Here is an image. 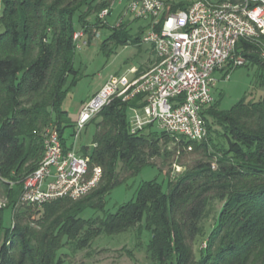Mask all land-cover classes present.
Masks as SVG:
<instances>
[{
  "label": "trees",
  "instance_id": "16d2710c",
  "mask_svg": "<svg viewBox=\"0 0 264 264\" xmlns=\"http://www.w3.org/2000/svg\"><path fill=\"white\" fill-rule=\"evenodd\" d=\"M115 1L0 0V191L8 200L0 209V264H64L59 252L67 242L86 249L102 235L142 225L150 233L153 264H264V96L227 111L214 103L203 114L208 136L199 143L177 142L155 125L131 134L129 115L145 106L143 96L116 99L89 123L96 129L93 147L81 152L90 158L89 174L102 169L99 186L78 200L60 199L42 209L17 207L25 179L44 156L46 128L54 126L64 151L70 150L65 133L73 123L63 104L82 77L75 67V32L83 30L90 44L97 30L111 31L101 44L106 54L118 45L142 44L148 26L132 36L133 22L111 25L124 7H115L107 24L99 20ZM193 3L166 1L167 14ZM260 54L261 47L243 40L236 49V56L258 67L264 84ZM143 72L140 68L137 75ZM155 160H170L184 172L172 181ZM148 166L164 174L168 192L156 181L145 182L135 200L115 214L79 217L87 208L104 212L106 197ZM213 200L223 206L197 256V239L206 235L201 223ZM11 208L13 224L5 228L4 212Z\"/></svg>",
  "mask_w": 264,
  "mask_h": 264
},
{
  "label": "built area",
  "instance_id": "2783aa9c",
  "mask_svg": "<svg viewBox=\"0 0 264 264\" xmlns=\"http://www.w3.org/2000/svg\"><path fill=\"white\" fill-rule=\"evenodd\" d=\"M99 14L108 23L111 11ZM126 21H144L154 65L141 75L133 68L124 76H113L82 108L76 123L77 141L88 124L112 101L129 102L143 96L145 106L132 109L129 129L136 135L155 125L177 142H202L208 136L203 114L215 103L213 89L230 79L226 68L242 67L246 60L236 56L241 40L261 47L264 63V0H195L187 9L167 14L165 0H130L113 27ZM100 31V30H97ZM96 31V32H97ZM100 33H96L99 37ZM83 30L74 34L76 49L88 45ZM222 74V79L217 75ZM44 156L24 183L18 206L42 209L60 199L78 200L96 189L103 177L100 167L89 174L90 158L71 148L64 151L58 130L44 132ZM0 180L1 177H0ZM8 205L0 191V209Z\"/></svg>",
  "mask_w": 264,
  "mask_h": 264
},
{
  "label": "rangeland",
  "instance_id": "374dc122",
  "mask_svg": "<svg viewBox=\"0 0 264 264\" xmlns=\"http://www.w3.org/2000/svg\"><path fill=\"white\" fill-rule=\"evenodd\" d=\"M126 0H116L120 2V7H124ZM173 2V0H165ZM175 2L190 3L195 0H174ZM118 7V5H117ZM3 4L0 2V18L3 13ZM122 10L118 9V12ZM133 22V21H129ZM114 23V22H113ZM111 22V25H113ZM147 27L146 22H133L129 32L132 36L140 30ZM131 30V31H130ZM99 37L95 36L91 43L77 50L75 58V67L81 71V80L77 87L67 96L63 110L67 112V117L73 123V127L66 129L65 137L67 145L71 149L74 147L76 152L81 155L84 148L92 149L93 137L96 132L95 126L89 124L80 134L76 141V123L82 105L84 102L91 100L104 86L106 82L113 76L128 75L131 77V69L140 68L144 72L149 71L155 62L154 55L149 45L141 44L134 45H118L111 54H106L101 50L102 42L111 35V31L103 29L97 31ZM148 34L145 29L141 36ZM88 42V36L84 40ZM224 73H230V79L219 81L213 89L216 106L221 111L232 109L235 105L242 101L258 102L264 96V84L260 82L259 76L261 73L258 67L246 62L245 66L226 68ZM220 74L219 78L222 79ZM262 79V78H261ZM130 114L129 118L131 119ZM155 129H158L155 127ZM173 144L169 146V149ZM165 171L170 172L172 181L184 172V168L172 165V161L161 162L155 160ZM149 181H156L162 185L164 192H168V180L161 173L158 167H145L140 174L127 179L124 184L117 187L109 196L106 197V208L104 212H98L91 208H87L80 214V218L89 220L93 218H104L109 214H115L119 207L135 200L139 187ZM13 187L15 185H12ZM20 195L18 194V200ZM19 202V201H18ZM18 205V204H17ZM223 204L219 200H213L208 209L204 221L201 223L206 232L205 237H198L195 252L198 253L201 248L205 247V242L211 232L215 221ZM36 216V215H35ZM14 210L8 209L4 212V226L10 228L13 224ZM150 239V233L144 228V225L136 227L126 233L98 237L88 248L79 249L76 243L67 242L65 247L59 252V258L64 264H153L152 259L147 252V245Z\"/></svg>",
  "mask_w": 264,
  "mask_h": 264
},
{
  "label": "crops",
  "instance_id": "0c3cea01",
  "mask_svg": "<svg viewBox=\"0 0 264 264\" xmlns=\"http://www.w3.org/2000/svg\"><path fill=\"white\" fill-rule=\"evenodd\" d=\"M217 77L219 78V75H217Z\"/></svg>",
  "mask_w": 264,
  "mask_h": 264
}]
</instances>
